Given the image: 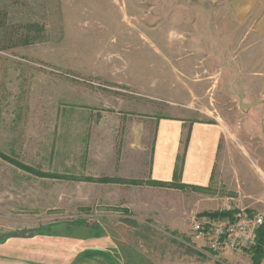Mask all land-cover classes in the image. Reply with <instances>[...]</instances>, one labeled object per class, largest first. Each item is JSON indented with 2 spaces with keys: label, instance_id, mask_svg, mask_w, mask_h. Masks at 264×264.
Masks as SVG:
<instances>
[{
  "label": "rangeland",
  "instance_id": "rangeland-1",
  "mask_svg": "<svg viewBox=\"0 0 264 264\" xmlns=\"http://www.w3.org/2000/svg\"><path fill=\"white\" fill-rule=\"evenodd\" d=\"M198 6L0 0V155L11 160L0 158V264H252L246 252L208 253L191 223L201 215H264V45L240 34L239 58L250 67L223 76L216 91L219 75L182 68L169 54L224 42L223 69L238 53L237 36L218 31L214 19L206 23ZM93 105L156 120L217 121L222 137L209 187L171 184L181 192L172 195L145 182L142 193L106 203L91 189V139L78 130ZM93 239L110 241L112 251L91 252Z\"/></svg>",
  "mask_w": 264,
  "mask_h": 264
},
{
  "label": "crops",
  "instance_id": "crops-1",
  "mask_svg": "<svg viewBox=\"0 0 264 264\" xmlns=\"http://www.w3.org/2000/svg\"><path fill=\"white\" fill-rule=\"evenodd\" d=\"M167 1L182 3L184 6L190 5V7L194 2H198V7L205 13L206 23L210 24L209 21L213 22L214 19L218 31H227L237 36L239 41H236V48L241 44L238 37L240 34L248 36V40L252 38L264 45V0ZM224 45V42H220L216 43L215 48H209L208 45L207 47L184 46L182 49L174 47L169 49L173 51H169V54L174 64L178 63L182 68L195 69L199 65L208 68L206 72H209L208 75L212 78H217L219 75L216 82L218 87L216 91L219 92L225 81L221 79L223 76L230 74L233 76L237 73L236 75L239 77L242 70L239 68L250 67L247 58H239L240 49L238 48V53L235 54L233 61L228 62L225 68L221 69L225 63H222V53L218 52L224 49ZM176 50L178 51L175 52ZM246 50L250 51V48H246ZM198 52L201 54H197ZM201 61L205 64H201ZM94 70L98 73L94 71L92 73L101 76L99 75L100 70ZM262 70L264 78V57ZM172 74L176 76L175 68H173ZM205 83L203 82L200 86ZM211 83L213 84L214 81ZM127 85L126 87L130 86ZM219 85H221L220 88ZM188 88L185 91L192 94L193 90ZM187 93L185 97L189 99ZM169 97L175 99L176 95L173 93ZM260 108V106L257 109L254 108L253 114L259 113ZM251 112L248 113L249 117ZM89 119V122L80 125L78 130L85 133L83 135L85 139H91V189L94 188L99 190V193L106 194V203H111V197L116 195L124 197V195L142 193L143 189H148V187L142 186L145 182L164 185L178 184L179 186L203 189H207L211 184L222 137V130L217 121L215 123H198L185 118L175 121L156 120L153 115L144 117L143 113L137 110H114L95 105L91 106ZM75 127L76 125L72 124L73 131H75ZM183 135L185 140H183ZM147 148L148 162L144 158ZM181 151L184 153L183 165L175 180L176 164ZM98 180H117L120 183H98ZM158 190L166 191L172 195L181 193L178 189L173 188ZM102 237L106 239V236ZM92 241L94 239L91 240V245H87L88 249L91 247V252L95 249H106L111 252L113 249L110 246V241L104 240L103 245L107 244L105 246ZM70 245L74 249H79L82 246L81 243L75 241H72Z\"/></svg>",
  "mask_w": 264,
  "mask_h": 264
},
{
  "label": "built area",
  "instance_id": "built-area-1",
  "mask_svg": "<svg viewBox=\"0 0 264 264\" xmlns=\"http://www.w3.org/2000/svg\"><path fill=\"white\" fill-rule=\"evenodd\" d=\"M264 224V215L233 213L228 217L201 215L191 223L193 236L206 244V250L214 257L224 254H240L256 244L257 231ZM260 264H264V247Z\"/></svg>",
  "mask_w": 264,
  "mask_h": 264
},
{
  "label": "trees",
  "instance_id": "trees-1",
  "mask_svg": "<svg viewBox=\"0 0 264 264\" xmlns=\"http://www.w3.org/2000/svg\"><path fill=\"white\" fill-rule=\"evenodd\" d=\"M0 158H2L3 160H5L7 162H10L11 161L9 158H6L5 156H2V155H0ZM22 168L25 171L26 170L27 171H30L28 169H25L24 167H22ZM174 178H175V180L177 179L176 170H175ZM109 182L120 183V181H117V180H98V183H109ZM154 185H157L159 187H167V188L178 189L176 186H173V185H170V184L169 185L154 184ZM228 216H231V213H222V214H219V215L218 214L213 215V217H228ZM263 247H264V224L257 231V238H256V244H255V246H253L251 249L245 251L247 254L250 255V257H251V263L252 264H260V260L262 258V250H263Z\"/></svg>",
  "mask_w": 264,
  "mask_h": 264
}]
</instances>
